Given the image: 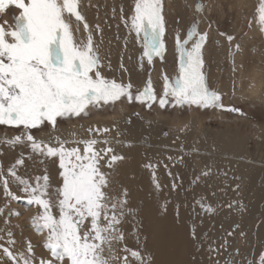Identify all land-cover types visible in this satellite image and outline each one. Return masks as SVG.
<instances>
[{
    "label": "snow or ice",
    "instance_id": "6c2138e0",
    "mask_svg": "<svg viewBox=\"0 0 264 264\" xmlns=\"http://www.w3.org/2000/svg\"><path fill=\"white\" fill-rule=\"evenodd\" d=\"M10 8L18 10L13 24L2 19ZM196 11L203 13L205 5L198 3ZM121 20L129 35L134 34L138 42L142 41L141 62L147 58V63L152 65L154 57L164 61L167 48L163 0H135L132 15L121 16ZM255 20L264 34V0L257 8ZM252 23L249 21V29ZM81 25L86 38L77 40ZM207 29L200 30L199 22L193 21L186 37L177 33L178 75L172 80L166 73L163 75L161 95L156 93L150 78L134 94L131 82L125 84L103 74L105 66L111 68V63L103 62L99 46L103 40L97 43L94 39V30L83 13L82 0H0V125L21 130L0 140V145L12 150L28 149L27 156L21 153L6 170L0 164V188L8 201L23 200L37 209L30 224L42 237L39 246L45 250V254L38 256L30 238L23 243L17 240L10 221L13 216L19 218L21 213L9 209L4 219L6 227L0 229V264H146L140 249L124 243L126 235L122 225L129 215L126 212L128 190L124 189L120 196L111 192L116 171L127 159L113 144L123 141L109 138L111 129L107 126H90L87 131L92 135L87 138H78L75 134L65 138L58 134L59 125L75 118H87L93 109L111 107L122 100L138 103L149 111L156 106L163 112L223 109L243 115L235 106L225 107L222 93L212 88L210 72L206 70V51L213 43L210 14ZM95 33L102 37L99 24L95 26ZM218 35L228 43L235 85L236 73L243 68V62L237 65L236 56L242 55L243 45L235 34L218 31ZM120 67L127 71L123 64ZM45 129H49L46 137L36 134ZM126 146L131 147V142ZM180 159L183 162L184 158ZM27 160L56 165L59 182L54 186L47 168L42 175L25 178L19 169ZM144 166L152 169L154 188L160 190L155 166L151 163ZM208 175L209 171L201 174ZM176 187L173 183L172 189ZM239 189L237 183L235 190ZM227 207L232 208V204ZM200 208L204 212L213 211L203 201ZM3 216L5 208L0 207V217ZM239 228V224L235 225L228 236L235 235ZM192 236L196 239L195 232ZM239 236L243 238L246 233L241 230ZM209 250L219 252L220 247L210 246ZM239 254L237 248L231 264H245L238 259ZM247 264H264V252L258 260Z\"/></svg>",
    "mask_w": 264,
    "mask_h": 264
},
{
    "label": "bare ground",
    "instance_id": "6f19581e",
    "mask_svg": "<svg viewBox=\"0 0 264 264\" xmlns=\"http://www.w3.org/2000/svg\"><path fill=\"white\" fill-rule=\"evenodd\" d=\"M94 2L98 12L107 9L104 13V20L100 21L103 34L102 37L96 34L97 39L101 40L102 38L103 41H108V48L113 49L112 36L116 32L118 42L124 48L120 53L121 60L111 59V68L105 66V70L115 78L133 77L132 75L136 74L141 66V50L135 35H129L121 16L127 18L132 15L135 0H90L89 4ZM103 5H105L104 9ZM113 9H115V14ZM169 19L171 23H174V18L169 16ZM260 34L259 25L254 17L250 36ZM242 56L243 53L236 56L237 65L242 62ZM121 64L127 71L120 69ZM248 79H250L249 86L237 89V94L264 103V81L260 77L259 71L253 70ZM90 126L101 128L107 126L111 129L108 134L109 138L123 141L120 144H113L117 152L124 154L127 159L120 163L116 171L115 180L111 184V192L114 196H120L124 189L128 190L126 212L129 215L122 225V230L126 235L124 243L130 248L140 249L145 255L146 264L148 261L151 264H210L211 258H215L212 257L207 246V240L212 236L209 235V229L212 227L216 229L214 237L217 236L218 239L227 242L225 245L227 250L224 248L223 253H219V255L222 253L223 262L224 260L229 262L230 257H234L235 252L232 251V245L237 241V238L236 235L228 236V232L233 230L238 219L239 211L238 205H236L238 190H235V185L240 184L244 176L247 175H245L244 166L235 163L236 160L241 161L244 158L242 146L238 141L207 139L205 142L203 138L194 136L192 132H186L168 140H162L155 132H151L150 136L146 138L144 135L148 133L144 129L129 128L123 119L115 117L108 121L99 120L82 126L70 124L67 128H60L58 134L65 138H69L73 134L78 138H87L92 135L87 131ZM41 136L46 137L47 134ZM5 138L0 137V140ZM128 142H131V147L126 146ZM99 146L97 145V147ZM21 153L27 156L28 149L17 147L12 150L0 145V164L6 170ZM190 153H207L211 156L202 159L196 158L193 163ZM180 157L184 158L183 162ZM148 163L155 166L156 177L161 185L158 191L154 188L152 169L144 166ZM166 165L167 167H165ZM194 167H198V169L195 170ZM45 168L51 173L55 186L59 182V169L50 162L40 164L39 160H27L26 165L19 169V172L25 178L31 179L42 175ZM204 171H209L210 175L202 177L201 174ZM169 172L172 173L171 176ZM257 175L259 174H256L255 178ZM252 176L254 177V175ZM196 177H201V179L197 180ZM255 178L253 179L255 180ZM173 183L177 185L175 190L172 189ZM12 187L14 190L16 189L15 184ZM224 187L227 194L224 200L225 206L223 205L224 210L220 212L217 207L216 191L218 188L224 190ZM165 199H168L166 203L163 202ZM200 201L206 205L210 204L213 211L204 212L201 210ZM257 201L255 211L262 214L263 224L259 227L260 229H256L258 241L250 249L243 248L244 251L239 254L238 259L244 261L245 264L258 260L261 252L262 233H257V231L264 228V188L262 187L257 193ZM14 203L4 197L2 188H0V207L5 208V216L0 217V229L6 227L4 219L7 217L9 209L13 211ZM229 204H232V208H225ZM36 212L35 207L30 210L26 209L23 214L30 217V220L20 221L17 225H15V216L11 218L12 230L20 243L29 238L33 244L38 243L39 245L42 241V237L35 233L30 224L31 218ZM193 232L196 234V239H193ZM137 233H139V240H137ZM40 252L36 250L38 256Z\"/></svg>",
    "mask_w": 264,
    "mask_h": 264
},
{
    "label": "rangeland",
    "instance_id": "374dc122",
    "mask_svg": "<svg viewBox=\"0 0 264 264\" xmlns=\"http://www.w3.org/2000/svg\"><path fill=\"white\" fill-rule=\"evenodd\" d=\"M89 1L82 0L83 13L89 25L94 30V39L99 43L100 40L97 39L95 26L97 24L100 25V21L104 20V13L107 9L106 11L102 10L98 12L95 2L89 4ZM260 2L261 0H163L166 22L164 42L167 48L164 61L162 62L159 57H154L153 64L149 65L147 58H144L136 74L127 79L115 78L105 68L103 69V74L108 79H116L118 82L125 84L131 82L134 94L142 90L150 78L156 93L161 95L163 93V75L166 73L170 80L178 75L179 55L175 47V36L179 33L182 38L186 37V32L191 29L193 21L199 22L200 30H208L207 24L210 14L212 21L210 38L213 45L211 44L210 48L206 51V56L208 57L206 70L210 72V83L213 90L222 92V103L225 107L235 106L241 109L243 115L228 112L223 109H169L167 112H163L156 106H153V109L149 111L138 103H128L126 100H122L111 107H105L100 110L93 109V112L87 118H75L72 121H64L59 125V129L67 128L70 124L82 126L99 120L108 121L115 117L123 119L125 125L129 128L144 129L148 133L144 135L146 138L150 136L151 132H155L162 140H168L173 137H178L180 134L192 132L194 136L200 139L203 138L205 142L207 139H233L238 141L242 146L244 158L241 161L236 160L235 163L243 165L246 170L245 175L247 174L240 183V189L237 192L238 198L236 199V205H238L239 211L236 225L239 224L240 228L236 229L235 235L237 241L233 243L232 251L235 252L238 248L240 254L241 251L250 249L258 241L256 239V229L263 224L262 214L255 211V205L258 202L257 193L259 189L261 187L264 188V103L241 97L236 92L237 89L247 88L249 86L250 79L248 77L253 70H258L260 77L264 81V34L250 36L252 26L250 29L248 28L249 21H253ZM198 3L205 5V11L203 13H197L196 5ZM209 6H211L210 11ZM104 7L105 5H103V9ZM16 15H18V10L10 8L2 19L8 20L9 24H13ZM100 16L101 19H99ZM169 16L174 18V23L169 21ZM80 27L81 30L76 33L77 40L86 38V33L83 32L82 25ZM217 30L228 34H235L243 45V68L241 70L239 69L236 73L235 85L232 82V56L229 53L228 43L226 38L218 35ZM112 39V43L114 44L113 49L108 48V41H103L102 44H99L105 65L111 59H117L118 61L120 59L119 57H121L120 53L124 49L118 42L116 32H114ZM138 45L142 56V41L138 42ZM233 87H235V94H233ZM20 131V129L0 125V137L10 138L19 134ZM48 131L49 129H45V131L36 134L41 136L42 134H48ZM165 132L167 135H164ZM190 156L194 163L196 158L202 159L206 156L209 158L211 155L207 153H190ZM194 169L196 170L198 167H194ZM256 174L259 175L255 178ZM216 194L217 207H219V211L221 212L224 210V200L227 190L225 187L224 190L218 188ZM167 201L168 199L163 200L164 203ZM12 208L13 212L19 211L21 213L19 218L14 217L16 221L15 225L20 221L25 222L30 220V217L25 216L23 212L26 209L30 210L32 206L26 205L21 200L15 202ZM225 208L231 209L229 207ZM259 229L257 233H262L260 239L261 252H264V228ZM241 230L246 233V236L243 238L239 236ZM215 231V227L209 229V235L212 236L207 240V246L208 249L210 246L213 248L219 246L220 251L210 252L212 257H215L211 258L210 264H231L232 257H230L229 262H225V260L223 262L222 253L225 248V243L222 239H218L217 236L214 237ZM27 233L29 234V232ZM34 246H36V250L41 251L40 255L45 254V250L38 243H34ZM220 252H222L221 255H219Z\"/></svg>",
    "mask_w": 264,
    "mask_h": 264
}]
</instances>
